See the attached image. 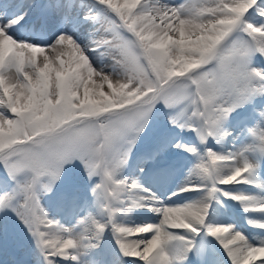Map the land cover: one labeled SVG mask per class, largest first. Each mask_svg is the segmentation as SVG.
I'll return each instance as SVG.
<instances>
[{
	"label": "snow or ice",
	"instance_id": "1",
	"mask_svg": "<svg viewBox=\"0 0 264 264\" xmlns=\"http://www.w3.org/2000/svg\"><path fill=\"white\" fill-rule=\"evenodd\" d=\"M98 2L112 17L100 18L104 35L94 43L97 49H109L112 73L96 69L66 34L40 46L9 35L8 28L23 17L0 25V161L13 175L31 173L18 184L15 196L20 198L13 203L15 196L6 194L0 207H11L22 218L47 264H55L56 257L77 260L75 253L98 240L106 225L92 219L76 232L49 219L36 194L42 176L58 180L63 165L78 158L89 176H102L95 191L114 218L121 197L139 187L116 179L124 163L119 143L129 132L143 129L142 121L156 101L183 105L177 119L198 130L205 142L220 135V122L238 105L264 93V71L250 67L252 54L264 55V21L256 25L245 19L252 9L264 18V0H187L178 7L159 0ZM247 151L264 153V132L258 146L234 155L208 150L207 160L193 173L210 182L208 197L220 191L217 184L253 183L255 169ZM200 190V185L188 184L179 191ZM223 194L247 211L264 212V202L253 197ZM208 207L204 200L164 206L155 209L162 216L159 224L132 228L113 221L112 228L123 255L144 264H172V256L186 247L191 250L192 242L169 228L191 233L206 229L232 264H264V243L250 244L231 225L207 224ZM148 233L152 235L147 239L131 238Z\"/></svg>",
	"mask_w": 264,
	"mask_h": 264
},
{
	"label": "rangeland",
	"instance_id": "2",
	"mask_svg": "<svg viewBox=\"0 0 264 264\" xmlns=\"http://www.w3.org/2000/svg\"><path fill=\"white\" fill-rule=\"evenodd\" d=\"M185 3L187 0H159V4L168 6L178 7ZM0 15L9 21L16 17H24V23L21 24L20 20L8 28L9 33H13L18 41L46 46L51 45L61 34L70 36L77 33L73 39L85 50L93 66L104 73H112L113 60L108 54L109 49L106 46L97 49L94 43L104 35L101 31L100 18L112 17L98 0H0ZM245 19L256 25L264 21V18L257 15L256 9L250 10ZM63 23L74 26V29L72 27L61 29ZM72 31L73 33H70ZM123 34L131 38L127 32ZM41 55L43 56L38 55L39 61L42 60ZM250 67L264 71V55L258 52L252 54ZM93 79L95 80V77ZM103 90H107L106 84ZM255 100L264 103V93H256L238 105L220 122V135L209 136L205 142H201L198 130H192L182 119H177L183 105L169 107L162 100L156 101L142 121L143 129L129 132L119 143L124 163L116 170V179L125 180L128 184L135 183L139 187L121 197L118 205L120 210L114 218L109 217L105 207L107 202L95 191L96 185L102 182V176L100 174L89 176L84 163L78 158L63 165L58 180L52 181L51 177L42 176L36 185V194L49 219L61 228L76 232L83 230L82 222L92 219L106 225L98 240L93 238L87 242L90 246L83 247L75 253L78 256L77 260L56 257L55 264H95L100 260H103L104 264H144L139 258L123 255L112 222L124 227L126 224L132 225V228L145 224H159L161 214L148 212L141 206L142 204L162 207L165 205L159 197L162 195L164 202L172 206L180 205L197 193L208 196L210 182L197 178L193 175L194 170L198 164L207 160L209 149L218 155H234L253 145H259L260 134L264 132V104L256 105ZM244 113L252 114L253 123L246 125L237 123L239 115ZM201 143H205L202 148L199 146ZM184 146L194 147L196 152H189ZM245 155L255 169L253 183L217 184V188L220 189L218 192L222 193L223 198L216 193L213 197L207 198L208 205L210 201L218 200L220 203L217 210H213L211 204L209 205L206 223L210 225L230 223L233 231L243 233L246 238L256 239L258 236L255 233H260V230L241 224L234 212L240 211L252 218L262 212L247 211L240 201L223 194L224 192L245 196L258 194L264 197V153L247 151ZM30 178L31 173L13 175L5 162L0 161V197L6 194L15 196L18 184ZM181 179L186 185H200L201 190L177 192V184ZM260 182L263 183L261 190L258 189ZM151 193L158 196L159 200L150 202L147 197L144 202L135 198L137 194L146 197ZM19 198L15 196L13 203ZM247 228L250 231H246ZM169 231L185 236L192 242L191 250L186 247L183 252L172 256L173 264L231 262L220 242L206 229L199 232L202 236L197 241L193 236L198 233L171 228ZM151 235L134 234L131 238L147 239ZM185 259H188V263L184 261ZM0 264H47L44 254L37 245L36 237L11 207H0Z\"/></svg>",
	"mask_w": 264,
	"mask_h": 264
},
{
	"label": "bare ground",
	"instance_id": "3",
	"mask_svg": "<svg viewBox=\"0 0 264 264\" xmlns=\"http://www.w3.org/2000/svg\"><path fill=\"white\" fill-rule=\"evenodd\" d=\"M6 2V1H5ZM27 9V8H26ZM5 17V16H4ZM4 17H2V15H0V25H6V24H8V19L7 18H4ZM17 18V17H16ZM11 21V20H10ZM9 21V22H10ZM25 22V20H24V17H23V19H21V21H20V23L22 24V23H24ZM69 22V21H68ZM61 27V26H60ZM67 27H72L73 29H74V26H72V25H70V24H65V23H63V25H62V28L61 29H66ZM59 30V29H58ZM8 33H9V31H8ZM70 33H73V31L72 32H70ZM9 35H11V36H13V38L15 37L14 35H13V33H9ZM77 35V33H74V34H71L70 35V37H72V38H74L75 36ZM80 37H83V36H81L80 35ZM15 39V38H14ZM88 39V38H87ZM90 53V52H89ZM43 55H44V53H43ZM41 58H42V55H41ZM97 60V59H96ZM39 61V60H38ZM253 118H252V120L249 122V123H253ZM198 178V177H197ZM188 180V179H187ZM194 181V180H193ZM199 181V180H198ZM262 185H263V183L262 182H260V186L258 187V189L259 190H261L262 189ZM177 186H178V188L176 189L177 190V192H180L179 190L182 188V187H185L186 186V184H185V181L184 180H179L178 181V184H177ZM181 193V192H180ZM259 193V192H258ZM261 194V193H260ZM138 196H136L135 198H136V200H139V201H142V200H144V199H146L147 197L150 199V202L152 201V202H154V201H158L159 199H157V198H159L160 197V200H162L161 202H163V204H165V205H162V207H164V206H172V205H170V203H165L164 202V196L162 195V197L161 196H156L155 194H152L151 193V195L150 196H146V197H143V194L142 195H140V194H137ZM250 197H253L257 202H264V197L261 195H258V194H255V195H250ZM147 198V199H148ZM207 198H208V196L205 194V195H202L201 193H197L194 197H192L191 199H189V200H187V201H183L182 203H180V205H178V204H176L175 206H182V205H185V204H189V203H194V202H197V201H201V200H204L207 204H208V201H207ZM144 202H145V200H144ZM187 202V203H186ZM219 203H220V201H218V200H216V202L215 201H210L209 202V205L211 204V208H213V210H217L218 209V207H219ZM144 209H146L148 212H150V211H152L153 213H155L156 211H155V209L156 208H160V207H152V206H147V205H145V204H142L141 205ZM253 212H255V211H253ZM258 212H260V211H258ZM235 213V217L236 218H238V220H239V222L241 223V224H245V226L246 227H249V228H256V229H258V230H260V233H255V234H257V238L256 239H251V238H247V240H248V242L250 243V244H253V245H259V244H261V243H264V227H260V226H258V225H260V224H262V223H264V212H262V214L260 213V214H255L254 215V217L252 218V217H248L247 215H245V214H243V213H241L240 211H235L234 212ZM232 216V215H231ZM254 219V220H253ZM258 221L260 222V223H258ZM250 222V223H249ZM249 223V224H248ZM230 223H228V224H226V225H229ZM145 225H148V224H145ZM136 226V225H135ZM125 227H132V225H128V224H126L125 225ZM249 228H247V230L246 231H250V229ZM82 229H83V227H82ZM243 234V233H242ZM230 258V257H229ZM260 259V257H257V260H259ZM97 264V263H96ZM229 264H231V262H229Z\"/></svg>",
	"mask_w": 264,
	"mask_h": 264
}]
</instances>
